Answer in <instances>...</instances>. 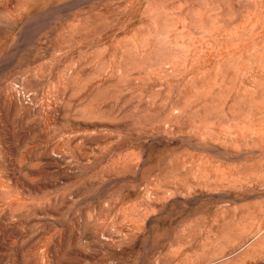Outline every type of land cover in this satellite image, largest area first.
<instances>
[{
    "label": "rangeland",
    "instance_id": "1",
    "mask_svg": "<svg viewBox=\"0 0 264 264\" xmlns=\"http://www.w3.org/2000/svg\"><path fill=\"white\" fill-rule=\"evenodd\" d=\"M0 264H264V0H0Z\"/></svg>",
    "mask_w": 264,
    "mask_h": 264
}]
</instances>
